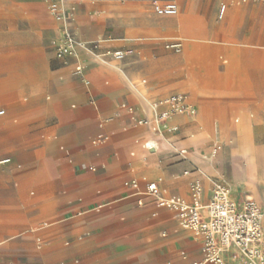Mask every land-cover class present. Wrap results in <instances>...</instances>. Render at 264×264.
Instances as JSON below:
<instances>
[{"label":"crops","instance_id":"0c3cea01","mask_svg":"<svg viewBox=\"0 0 264 264\" xmlns=\"http://www.w3.org/2000/svg\"><path fill=\"white\" fill-rule=\"evenodd\" d=\"M153 3H177L184 23L158 16ZM61 6L78 42L76 58H56L61 24L43 1L0 0V264H150L152 252L161 256L158 264L202 261L201 239L156 206L147 183H156L162 198L189 201V185L198 178L204 205L219 183L231 188L236 204L249 194L264 230L263 152L257 147L254 189L233 193L221 165L214 169L222 152L210 155L218 136L192 143L203 133V115L211 125L244 121L256 146L264 144V0H63ZM167 41L185 48L166 53ZM206 42L215 52L229 43L256 55L238 70L235 61L224 69L225 77L244 84L228 98L232 109L201 86L196 63ZM120 50L131 53L100 58ZM182 70L194 75L193 85L178 75ZM191 87L199 90L197 100ZM175 94L187 97L195 115L155 123L164 107L153 105ZM148 141L157 146L144 149ZM215 173L230 187L202 179ZM147 223L152 228L141 232ZM135 235L139 247L128 244Z\"/></svg>","mask_w":264,"mask_h":264},{"label":"built area","instance_id":"2783aa9c","mask_svg":"<svg viewBox=\"0 0 264 264\" xmlns=\"http://www.w3.org/2000/svg\"><path fill=\"white\" fill-rule=\"evenodd\" d=\"M47 5V10L52 19L59 24L60 36L55 44V56L57 59L76 58L78 56V42L73 36L68 19L61 8L63 0H41ZM247 3L250 0H240ZM154 12L158 16H175L178 7L175 3H153ZM225 8L222 7L219 19H222ZM169 48L179 52L181 45L173 43ZM90 48L85 47L83 51ZM130 50H120L101 55L100 58L109 56L114 60H121L130 54ZM82 69L76 67L74 74L80 75ZM158 110L155 117L157 124H163L174 116L192 117L195 109L191 106L187 97L182 94L172 95L156 104ZM4 111H0V117ZM176 127L170 128L168 133H175ZM220 151V146L215 145L211 149V157H215ZM181 157L189 156L187 150H180ZM6 162V161H4ZM3 162V163H4ZM188 175V173H184ZM130 185L137 188V182ZM202 184L198 178H194L189 185V201L178 197L162 198L156 183L146 184V195L154 198L158 208L173 213L178 225L184 231L190 232L194 237L201 239L202 261L186 264H264V230L262 227V212L259 205L252 199H246L241 204H236L230 198V190L223 184H216L213 188L208 203H202Z\"/></svg>","mask_w":264,"mask_h":264},{"label":"rangeland","instance_id":"374dc122","mask_svg":"<svg viewBox=\"0 0 264 264\" xmlns=\"http://www.w3.org/2000/svg\"><path fill=\"white\" fill-rule=\"evenodd\" d=\"M177 6L178 4L175 3ZM62 8V6H61ZM46 9L47 5H46ZM63 9V8H62ZM48 11V10H47ZM180 14H177L176 16H179ZM174 16V17H176ZM183 24V23H182ZM186 35L189 36L190 32L185 31ZM170 43L167 41L163 45V49L166 53L169 54H178L177 51H174L169 48ZM214 45L213 42H206L202 47L200 48L199 54L197 56V63H196V71L200 74V77L202 78V83L201 86L205 92H209L210 95L217 94L220 99L223 101H219V104L224 105L225 107L228 106V109H232L236 107V105L231 106L229 105L230 103L228 102V98L232 97L235 93H238L240 89L244 87V84L240 79H235L232 80L229 77H225L223 75L224 69L227 66H230L232 62H236V68L237 70L245 65L246 62L252 61L255 58V54H246L243 53L242 51H234L233 48L231 47L232 44H222L221 50L218 52H215L212 49V46ZM94 47V45H92ZM185 46L182 43V48L181 51L184 50ZM2 48L0 47V61L2 59L1 52ZM259 56V55H258ZM247 59V60H246ZM226 62V64H224ZM0 62V66H1ZM234 70V66L230 67L228 69L229 72ZM182 73L191 76V79H193V76L191 75L190 72L182 70ZM193 100H197L196 98H193ZM203 108H200L199 113H202ZM201 122V127L203 128V133L200 137H195L194 141H192L193 144L196 146L203 143V144H208L211 142L216 136L217 138L220 139V144H217L220 146V151L222 154H219V157L217 158L218 164L214 166V169L217 170L220 168L221 174L224 175L225 177L228 178L230 185L232 186V191L235 193L236 191L239 190L240 187H245L247 189H254V186L256 185L257 181H254L252 178V171H251V164L248 163L247 160H249L248 156H236L231 154L227 150V138L224 133H226L225 129L221 130V122L229 127L234 124H240L241 122H223L221 121L219 124L214 125L210 124L207 120V116H203L200 120ZM225 121V120H224ZM255 132L258 134L261 132V129L255 128ZM257 147L263 152L264 154V144L257 143ZM204 152V151H203ZM225 154V155H224ZM221 156V160H220ZM226 157V158H225ZM232 157V158H231ZM242 160H244L242 162ZM222 162V164H221ZM243 164V165H242ZM248 164V167H245V165ZM244 166V167H243ZM239 170H244L243 174L239 172ZM246 170V171H245ZM236 172V173H235ZM218 173V172H217ZM235 173V174H234ZM245 173V174H244ZM219 173L210 175H202V179H206L208 182L211 183V186H213L214 182L216 180H221L224 181V178L222 177ZM236 175V176H235ZM226 183V182H225ZM237 183V184H236ZM245 185V186H244ZM247 198L250 199L251 195H247ZM152 228V224L147 223L141 226L140 231L142 232V229H148ZM158 236L160 235H168L167 229H157L155 231ZM138 233V232H137ZM138 235V234H136ZM132 237L128 241L129 245H134L136 247H139V245L142 244L141 240L138 238V236ZM124 247V246H123ZM169 253V252H168ZM160 255L158 252H152L151 253V262L150 264H158L160 260ZM166 264H174L172 259H168L166 261Z\"/></svg>","mask_w":264,"mask_h":264},{"label":"bare ground","instance_id":"6f19581e","mask_svg":"<svg viewBox=\"0 0 264 264\" xmlns=\"http://www.w3.org/2000/svg\"><path fill=\"white\" fill-rule=\"evenodd\" d=\"M208 7V5H207ZM224 7V6H223ZM225 8V7H224ZM171 19H180L181 23H184L183 20H181V15L173 17ZM221 29V28H220ZM180 57L178 56V63L180 61ZM186 72V71H185ZM181 74L184 73H179L178 75L180 76ZM237 74V73H236ZM186 75V74H184ZM188 78V85H193V80L191 79V76L186 75ZM190 93L193 98H196L199 90L195 87H191L190 89ZM154 123V122H153ZM156 123V122H155ZM251 124V123H250ZM225 129L226 133L225 136L227 138V150L236 156H248L249 160L248 161L249 164H251V171H252V178L254 181H259L260 179V175L258 173V169H259V164L256 160V154L257 152V146L254 142L250 127L248 126V124L246 122H241L240 124H234L231 125L229 127L225 126L222 122H221V130ZM193 139V138H192ZM213 143H218L220 144L218 141L213 142ZM221 145V144H220ZM157 146L155 141H148L146 143H144L143 147L144 149H148V147H155ZM225 155V154H224ZM199 158V157H197ZM226 158V157H225ZM232 158V157H231ZM202 161H204V157L200 158ZM206 161V160H205ZM204 161V162H205ZM244 160H242L243 162ZM243 165V164H242ZM244 167V166H243ZM245 167H248V164L245 165ZM246 171V170H245ZM239 172L241 174H243L244 170H239ZM236 173V172H235ZM234 173V174H235ZM245 174V173H244ZM236 176V175H235ZM224 180L226 181L227 185L229 186L226 178L223 176ZM231 183V182H230ZM237 184V183H236ZM245 186V185H244ZM230 187V186H229ZM231 191V188H230Z\"/></svg>","mask_w":264,"mask_h":264}]
</instances>
